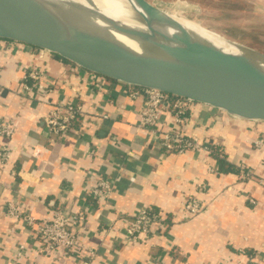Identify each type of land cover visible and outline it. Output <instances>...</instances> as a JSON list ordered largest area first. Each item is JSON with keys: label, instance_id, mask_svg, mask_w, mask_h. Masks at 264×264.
Listing matches in <instances>:
<instances>
[{"label": "crops", "instance_id": "obj_1", "mask_svg": "<svg viewBox=\"0 0 264 264\" xmlns=\"http://www.w3.org/2000/svg\"><path fill=\"white\" fill-rule=\"evenodd\" d=\"M32 69L53 84L52 102L83 105L82 135L50 133L44 118L51 106L17 93ZM84 71L48 51L0 42V120L16 128L11 138L0 136V149L9 150L8 160L0 163V264H85L88 259L42 253L35 230L8 215L11 201L37 219L58 206L84 214L81 236L95 252L89 264H150L155 258L166 264H238L249 255L264 264V186L240 177V165L264 174V144L255 143L264 139V121L195 102L184 131L216 144L226 163L221 166L206 152H165L160 133L138 130L141 100L128 96L127 85L109 81L98 89ZM172 114L171 107L164 109L160 131L171 126ZM112 136L120 139L118 147ZM88 171L114 181L109 203L85 192ZM202 182L207 187L199 191ZM190 196L204 209L188 218L184 203ZM143 206L167 219L166 230L149 241L123 243L128 222Z\"/></svg>", "mask_w": 264, "mask_h": 264}, {"label": "water", "instance_id": "obj_2", "mask_svg": "<svg viewBox=\"0 0 264 264\" xmlns=\"http://www.w3.org/2000/svg\"><path fill=\"white\" fill-rule=\"evenodd\" d=\"M134 7L143 16H136L138 21L156 26L142 31L100 18L140 43L146 55L124 50L84 6L62 0H44L41 5L0 0V39L43 49L125 85L156 89L245 120L264 121L263 53L244 46L248 50L244 54L224 52L162 16L148 1L137 0Z\"/></svg>", "mask_w": 264, "mask_h": 264}, {"label": "built area", "instance_id": "obj_3", "mask_svg": "<svg viewBox=\"0 0 264 264\" xmlns=\"http://www.w3.org/2000/svg\"><path fill=\"white\" fill-rule=\"evenodd\" d=\"M4 43H17L0 39ZM40 52L45 50L39 49ZM95 88L103 89L110 79L84 71ZM128 86V96L134 100H141L139 109L140 118L137 123L138 130L146 129L152 135L160 133V144L165 152L185 153L187 151L206 152L209 155H218L222 158L220 149L216 144L201 140L199 137L188 134L184 131L182 124L186 120L190 107L195 102L177 97L172 99L170 94L156 89ZM53 92V84L46 80L43 71L38 69L30 70L20 82L17 93L21 98L34 97L38 101L49 104L51 108L45 115V122L50 133L60 138L70 136L72 133L82 135L84 132L78 125L85 118V110L81 103L62 100L52 102L50 94ZM171 107L172 124L167 130L160 131L162 113L165 108ZM107 116H104L106 118ZM15 126L6 120H0V136L11 138L15 133ZM112 144L118 147L120 139L117 136L111 137ZM257 146L264 144V139H258ZM8 147L0 149V163H5L9 158ZM219 151V153H218ZM131 154V153H128ZM240 177L243 180H254L264 186V174H258L245 166L240 165ZM134 180V177L131 178ZM206 183L198 184V190H206ZM115 189L114 181L97 171H88L86 174L85 192L92 199L99 203H109ZM253 202V200H250ZM204 209V204L197 196H190L184 203V213L188 218L199 215ZM8 215L15 220L23 221L28 227L35 230L40 241V251L45 255L65 256L77 255L86 256L84 262L89 264L90 258L95 256L94 250L85 246L81 236L85 230V216L82 213H71L65 210L64 206L52 209L45 219H37L28 212H25L15 202H9L7 206ZM166 218L159 212L149 207H140L131 221L128 222L124 231L125 244H137L149 241L159 234V231L166 230ZM23 246H21L22 248ZM244 253V252H243ZM245 254V253H244ZM150 264H166L162 258H155ZM238 264H255L254 259L249 255L246 261Z\"/></svg>", "mask_w": 264, "mask_h": 264}, {"label": "rangeland", "instance_id": "obj_4", "mask_svg": "<svg viewBox=\"0 0 264 264\" xmlns=\"http://www.w3.org/2000/svg\"><path fill=\"white\" fill-rule=\"evenodd\" d=\"M146 1L175 17L194 21L186 20L198 30L264 54V0Z\"/></svg>", "mask_w": 264, "mask_h": 264}, {"label": "bare ground", "instance_id": "obj_5", "mask_svg": "<svg viewBox=\"0 0 264 264\" xmlns=\"http://www.w3.org/2000/svg\"><path fill=\"white\" fill-rule=\"evenodd\" d=\"M31 1L41 5V2L44 0H31ZM52 1L57 2L61 0H52ZM62 1L73 2L84 6L88 10L89 16L95 22H97L98 24H100L105 28V30L107 31V33L109 34L110 38L113 41H115L121 47H125L127 51L130 52L131 54L146 55V50L141 46L140 43H138L133 38L126 36L120 33L119 31L113 29L112 26L103 22L100 18V16H106L107 18L112 19L115 22L121 23L123 25H126L130 28H134L142 31H150V29L153 26H156V23L151 22V24H146L136 19V16L141 15L135 10L134 7V4L135 2H137V0H62ZM158 10L162 16L173 19L174 21L178 22L179 24L190 30L199 38L209 42L210 44L214 45L216 48L224 52L237 54V55L248 52V50H246L243 46H241L238 43H235L234 41L221 39V37L215 34H209L207 32L205 33L201 30L196 29L192 24L188 22V21L194 22L192 20L178 16L177 14L174 15L180 18L175 17L172 14L160 8H158Z\"/></svg>", "mask_w": 264, "mask_h": 264}, {"label": "trees", "instance_id": "obj_6", "mask_svg": "<svg viewBox=\"0 0 264 264\" xmlns=\"http://www.w3.org/2000/svg\"><path fill=\"white\" fill-rule=\"evenodd\" d=\"M32 48H35V47H32ZM60 59H62L63 61H65V62H67V63H71L70 61H68V60H66V59H64V58H62V57H60V56H58ZM72 64V63H71ZM111 80V79H110ZM112 82H117V81H115V80H111ZM128 87V86H127ZM129 89V88H128ZM170 97L172 98V99H174V98H176V96H173V95H170ZM218 153H219V151H218ZM216 158H218L219 159V162H220V164H221V166H223L225 163H226V160L224 159V158H220V156H218V155H216ZM222 170H225V169H223V168H221Z\"/></svg>", "mask_w": 264, "mask_h": 264}]
</instances>
